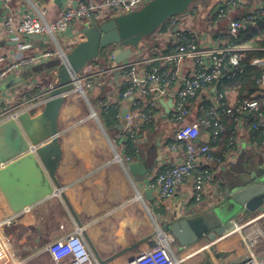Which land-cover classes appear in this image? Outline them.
I'll return each instance as SVG.
<instances>
[{
	"label": "built area",
	"instance_id": "obj_1",
	"mask_svg": "<svg viewBox=\"0 0 264 264\" xmlns=\"http://www.w3.org/2000/svg\"><path fill=\"white\" fill-rule=\"evenodd\" d=\"M61 1L62 6L53 16V0L39 4L31 0H0V41H13L18 49L14 56L0 54V86L7 87L26 68L52 58L58 57L63 64L71 49L70 44H62L60 38L68 40L64 35L68 30L77 37L91 23L138 11L151 0ZM205 8L198 6L170 18L150 36V42L130 58L116 64L107 55L105 67H98L92 61L72 80L71 91L78 95L92 91L100 85L97 81L108 75L112 83L117 82L122 87L116 97L128 103V107L124 117L117 115L120 130L116 139L123 150L129 146L135 158L138 156L136 148L146 141L145 127L161 123L167 128L158 137L164 142L161 151L167 159V169L156 173L149 184L154 199L167 209L186 187L189 189L186 199L197 209L221 199V173L236 162L239 137L245 134L244 126L248 122L250 128L262 136V141L257 144L251 139L247 148L264 146V73L256 80L258 90L249 100L227 102L225 94L212 92L221 79L233 80L242 75L247 66L264 71V48L231 41L264 16V0H213ZM85 22L89 24L86 26ZM221 22H226L228 31L218 26ZM35 39H41L45 47L28 55L29 43ZM22 40L25 43H20ZM253 50L261 52L262 56L250 59L247 64L241 63V55ZM28 86L22 83L5 90L19 87L22 94L29 91ZM160 100L172 101L170 113L164 118ZM3 104L7 103L0 96V115L13 112L14 108L2 107ZM21 105L28 106V112L35 106L34 103ZM194 108L199 114H193ZM227 121L234 124L232 129H227ZM225 131L230 136L224 150L218 152L217 145ZM132 158L123 155V162L131 164ZM231 222L237 228V223ZM246 241V254L234 264H264V256L253 250L255 239ZM172 244L170 234L162 235L156 246L125 264H182L185 259L173 256ZM47 250L54 264H92L80 229L54 241Z\"/></svg>",
	"mask_w": 264,
	"mask_h": 264
},
{
	"label": "crops",
	"instance_id": "obj_2",
	"mask_svg": "<svg viewBox=\"0 0 264 264\" xmlns=\"http://www.w3.org/2000/svg\"><path fill=\"white\" fill-rule=\"evenodd\" d=\"M58 9L56 5L53 6V16ZM199 9L206 8L200 5ZM218 26L224 32L228 31L226 22L218 23ZM64 35L67 39L70 38L73 45L80 41L70 30ZM29 44L31 49L26 51L28 55L45 47L41 39H35ZM69 48L71 49V45ZM17 51L15 42L0 41V54L11 53L14 56ZM105 60L107 63V58ZM100 62L102 60H94L97 65ZM31 68L33 67L28 70ZM167 68L168 65L165 69H170ZM43 73L24 82L23 84L29 85V91H22V94L19 87L9 88L6 92L3 87L5 84L0 86V96L7 103L1 106L14 108L13 112L0 115V123L11 119L13 113L26 111L28 106H22V103L35 104L29 112L30 116L41 113V103L45 98L43 93L56 85L52 73ZM110 77L108 75V78L99 79L97 82L100 85L85 95L71 91L64 97L57 120L60 149L55 169L57 187L50 182L55 194L14 215L0 190V264H54L48 253V246L67 234L74 233L76 229H80V237L87 247L92 264H125L139 253L152 248L149 243L156 246L162 235L169 234L162 231L164 226L186 216L213 209L214 201L204 204L202 209H197L186 199L189 193L187 187L168 204V209L154 199L153 192L149 189L150 179L156 173L167 169L168 164L161 151L164 142L160 141L161 146L157 149H151V146L155 145L159 133L164 134L167 128L161 123L145 127L146 141L136 148L137 158L129 146L123 150L116 139L120 130L118 120L112 128L105 127L101 120V114L112 106L117 107L119 115L128 107V103L117 99V90L122 87L117 82L112 83ZM212 92L225 94L227 102L237 100L218 86L213 87ZM210 97L213 99L214 95ZM193 114H199L197 108L193 109ZM225 124L227 129H232L234 125L228 121ZM244 130L245 134L239 137L238 156L241 155V165L245 169L249 162L256 165V168L264 165V146L247 148L248 142L252 140L247 125ZM229 136V132L222 133L221 141L217 145L218 152L224 150ZM254 140L261 144L262 140ZM150 152H154L157 158L149 177L133 179L126 170L127 164L123 162V155L133 157L132 162H142L146 155L152 160ZM119 158L121 161L117 160ZM226 171L231 172V176L226 183H222L223 196L230 183L235 180L236 172H239L230 168ZM40 190L38 179L31 176L22 188L9 190V193H12V200L23 202ZM232 220L237 223L238 230L219 239L214 244V253H208L203 258L200 252L208 246L201 242L178 249L176 254L172 244L173 256L182 259L189 255L182 264H234L246 254L247 238L255 239L253 250L264 256V207L254 214L245 212L241 217ZM220 253V256H215Z\"/></svg>",
	"mask_w": 264,
	"mask_h": 264
},
{
	"label": "water",
	"instance_id": "obj_3",
	"mask_svg": "<svg viewBox=\"0 0 264 264\" xmlns=\"http://www.w3.org/2000/svg\"><path fill=\"white\" fill-rule=\"evenodd\" d=\"M31 1L39 4L46 0ZM193 1L151 0L138 11L108 21L91 23L82 39L73 45L63 64L44 67L42 71L52 73L56 85L43 93L45 98L41 103V113L30 116L28 111H23L0 123V190L14 215L55 194L50 182L57 187L55 169L60 157L57 120L64 97L72 89V80L87 64L96 60L101 51H106L116 64L130 58L144 47L145 39L170 18L184 14ZM53 3L59 8L62 6L61 0H53ZM35 72L36 76L41 74V70ZM20 84L22 79L18 76L7 87ZM159 103L164 108V118L170 113L172 101L160 100ZM125 112V109L122 110L121 117H124ZM160 146L158 139L151 149ZM152 166L153 161L146 155L142 162L128 164L126 170L135 180L147 179ZM31 176L38 179L40 192L23 202L12 200L9 190L22 188ZM222 199L217 209L186 216L164 226L162 231L172 236L178 249L202 242L208 246V250L200 252L203 258L208 253H214V244L235 230L230 216L239 218L245 212L254 214L264 207V165L236 172L235 180L230 183ZM149 246L155 245L149 243Z\"/></svg>",
	"mask_w": 264,
	"mask_h": 264
},
{
	"label": "trees",
	"instance_id": "obj_4",
	"mask_svg": "<svg viewBox=\"0 0 264 264\" xmlns=\"http://www.w3.org/2000/svg\"><path fill=\"white\" fill-rule=\"evenodd\" d=\"M212 0H194L193 3L189 6L187 11L195 10L198 6L208 7L211 4ZM200 3V5H197ZM168 22V20L166 21ZM166 22L162 25L164 26ZM231 41H237L238 43L250 44L253 48H264V16L259 17L254 25H248L245 29L241 30L235 39ZM105 52V51H103ZM262 53L258 51H248L241 55V63L247 64V62L252 58L261 57ZM98 59V58H97ZM106 59V58H105ZM101 61V60H99ZM98 64L99 67H102L106 60H102ZM264 73L263 70L256 67L247 66L242 75L237 76L233 80H227L223 78L218 84L219 89H223L229 95H233L237 100H249L250 95H253L258 90L256 85V80L261 77ZM256 99H259V96H255ZM119 110L116 106L108 108L103 114H101V120L105 127L112 128L117 124V115ZM247 131L251 139L262 140V136L250 128V123L247 124ZM249 165L253 169L256 168L252 162H249ZM247 168V167H246ZM248 169V168H247ZM248 169V170H253Z\"/></svg>",
	"mask_w": 264,
	"mask_h": 264
},
{
	"label": "rangeland",
	"instance_id": "obj_5",
	"mask_svg": "<svg viewBox=\"0 0 264 264\" xmlns=\"http://www.w3.org/2000/svg\"><path fill=\"white\" fill-rule=\"evenodd\" d=\"M197 5H200V3H197L196 4V6ZM89 24V22H85V25L87 26ZM82 36H83V33L82 34H80L78 37H77V39L78 40H81L82 39ZM150 38V37H149ZM149 38H147V39H145V42L146 43H148L149 41H150V39ZM22 41H25V40H22ZM60 41L62 42V44H65V43H67V44H70L71 45V48L73 47V44H72V41L70 40V39H68V40H66V41H63L62 40V38H60ZM68 55H69V53H68ZM108 54H107V52L105 51V52H103V51H101V53H100V55H99V57H98V60H105V57L107 56ZM107 58V57H106ZM60 63H61V61H60V59L58 58V57H55V58H52V59H50L48 62H46L45 64H38V65H35V66H33V68H31L30 70H28V68H26L24 71H22L21 73H20V77H21V79H22V83H24V82H27V81H29V80H31V79H33L36 75L35 74H37L35 71H37V70H41V73H43V71L42 70H45L44 69V67H48V66H59L60 65ZM44 74H46L45 72L43 73V75ZM3 87H5V89H6V85L5 86H3ZM4 89V90H5ZM150 154H151V159H152V161H153V164H155L156 162H155V159L157 158L156 157V154L154 153V152H150ZM240 156V155H239ZM239 156H238V158H237V160H236V162L234 163V164H232L231 165V167H230V169L231 170H237V171H240V170H242L243 169V167H242V165H241V161L239 160ZM239 160V161H238ZM246 166H247V168H250V169H253L252 168V166H250L248 163H246ZM258 168V167H257ZM227 172V173H226ZM224 171L223 172V174L220 176V181L222 182V183H226L227 182V178L229 177V176H231L230 175V173L231 172H228V171ZM230 183V181L228 182V184ZM222 197H223V195H222ZM222 197H221V199L220 200H216V201H214V203H213V208H215V209H217L218 207H219V204H220V202L223 200L222 199ZM233 219V216H230L229 217V219ZM172 248H173V250L176 252V254H177V252H178V248H177V245L175 244V243H173V245H172Z\"/></svg>",
	"mask_w": 264,
	"mask_h": 264
},
{
	"label": "bare ground",
	"instance_id": "obj_6",
	"mask_svg": "<svg viewBox=\"0 0 264 264\" xmlns=\"http://www.w3.org/2000/svg\"><path fill=\"white\" fill-rule=\"evenodd\" d=\"M238 230V227L237 228H235V230ZM235 230L233 231V232H231L230 234H232V233H234L235 232ZM159 234V233H158ZM206 250H208V248L206 249ZM189 257V255L186 257V258H188ZM186 258H184V259H186Z\"/></svg>",
	"mask_w": 264,
	"mask_h": 264
}]
</instances>
